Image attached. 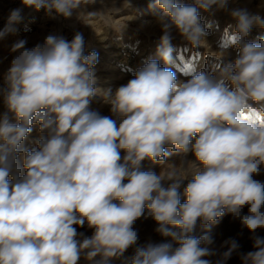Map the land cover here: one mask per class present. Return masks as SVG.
<instances>
[{
	"label": "clouds",
	"instance_id": "clouds-1",
	"mask_svg": "<svg viewBox=\"0 0 264 264\" xmlns=\"http://www.w3.org/2000/svg\"><path fill=\"white\" fill-rule=\"evenodd\" d=\"M21 2L69 18L98 0ZM214 6L227 11L229 0L149 3L150 10H159L164 32L156 58L125 85L102 93L110 111L123 118L118 125L89 110L100 94L93 71L98 53L84 54L82 34L70 42L50 34L32 48L25 40L12 46L19 54L0 88L7 108L0 115V264H77L81 254L109 264L137 242L133 224L145 208L156 231L179 246L150 244L137 249L130 264H210L203 257L212 253L201 245L213 241L192 235L197 221L207 226L225 213L239 217L245 206L242 225L253 233L264 228V182L253 179L264 166V37L245 40L253 27L264 28V16L230 10L235 33L226 34L222 50L210 56V72L178 82L160 64L173 63V28L194 48L207 46L198 10ZM21 13L10 12L0 38ZM228 46L238 50L234 62H225ZM34 124L47 136L24 151L20 146ZM22 151L25 172L19 176L14 168ZM173 153L182 157L179 167L171 164L159 175L141 170L145 159L164 165ZM189 153L195 161L186 159ZM189 175L181 203L179 189ZM164 181H170L167 187ZM85 223L93 235L81 240L77 226ZM225 244L219 264L239 247L233 239ZM253 246L243 264H264V238L254 237Z\"/></svg>",
	"mask_w": 264,
	"mask_h": 264
},
{
	"label": "rangeland",
	"instance_id": "rangeland-1",
	"mask_svg": "<svg viewBox=\"0 0 264 264\" xmlns=\"http://www.w3.org/2000/svg\"><path fill=\"white\" fill-rule=\"evenodd\" d=\"M152 0H98L96 4L87 6L79 14L76 12L69 18L61 15H49L45 9L36 10L31 7H25L21 0H0V30H3L8 23V16L14 9H22V19L20 22L12 25V30L3 38H0V88L5 87V75L11 66L12 60L19 54L12 51V46L19 40L26 41V48H32L37 44H42L48 35L63 37L71 41L75 34L80 33L84 39V54L88 55L92 51L98 53V62L93 71L96 77V87L100 89V94L94 96L90 102L89 110L95 111L100 116H108L117 121V125L123 118H118L110 111V105L104 100L102 93L108 89L113 92L121 85H125L133 77V72L142 67L148 59L156 58V49L163 36L162 25L157 17L159 10H150L148 5ZM184 3H191L192 0H183ZM245 9L249 13L260 14L264 16V0H229L228 10H216L215 6L211 11L198 10L201 22L207 32L205 37L206 47L200 46L194 48L185 40L174 28L170 33V42L173 48V63L165 65L160 61L162 67H168L172 70L178 82H186L192 78V75L200 72H210L209 64L216 52L222 50V44L225 41L226 34L235 33L236 21L230 15L231 9ZM89 12H95L90 16ZM264 37V28L253 27L249 35L245 37L246 41L259 42ZM225 52V62H234L237 58V49L228 46L223 49ZM7 112L3 96L0 95V115ZM9 117L12 122H16L11 113ZM47 132L42 133L39 130V124L32 126V131L23 140L21 149L30 151L37 147L38 141L46 137ZM194 143V141H193ZM171 151V149H167ZM121 150V157L124 156ZM23 151L17 157L14 174L23 176ZM182 157L173 153L170 155L164 165L154 163L145 159L141 164V170L152 171L160 174L163 168L167 170L171 164L179 167ZM189 161H195L192 153L186 157ZM191 168V164L188 165ZM194 170V169H193ZM11 179V177H9ZM192 179L189 175L183 181L179 189L180 202H186L183 194L187 183ZM253 179L264 182V166H261L260 173L254 175ZM125 183L127 181H124ZM170 181H164L163 185L168 186ZM264 211V207L261 209ZM248 214V207L241 209L240 216H233L225 213L215 223L207 226L201 224L198 220L192 233L199 238L208 235L213 243L209 245L202 244L201 247H208L211 255L203 257L210 264H219L223 260V253L227 251L225 241L235 240L239 247L232 256L223 261V264H243L242 257L248 252L255 251L254 237L264 238V228H258L255 232H250L241 223V218ZM158 225L148 215L145 208L144 216L136 220L133 224L134 230L138 233L137 242L129 247L122 256L113 258L109 264H130L135 256L137 249L146 248L150 244L171 243L173 248L178 247L171 237L162 236L156 231ZM172 228V226H169ZM173 231L177 229L172 228ZM79 239L91 237L93 229L87 224L83 227L77 226ZM100 257L94 260L86 259L81 254L77 264H95Z\"/></svg>",
	"mask_w": 264,
	"mask_h": 264
}]
</instances>
